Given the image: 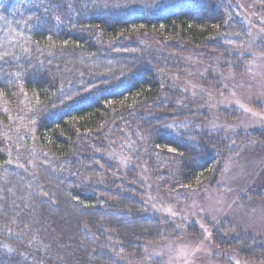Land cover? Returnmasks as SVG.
<instances>
[{
	"label": "trees",
	"instance_id": "obj_1",
	"mask_svg": "<svg viewBox=\"0 0 264 264\" xmlns=\"http://www.w3.org/2000/svg\"><path fill=\"white\" fill-rule=\"evenodd\" d=\"M248 36L234 0H0V264H120L116 250L161 242L148 174L161 194L200 192L235 150L170 75ZM221 230L219 246L264 263L261 240Z\"/></svg>",
	"mask_w": 264,
	"mask_h": 264
},
{
	"label": "rangeland",
	"instance_id": "obj_2",
	"mask_svg": "<svg viewBox=\"0 0 264 264\" xmlns=\"http://www.w3.org/2000/svg\"><path fill=\"white\" fill-rule=\"evenodd\" d=\"M162 1L112 0V7L129 10ZM234 1L248 38L240 45L228 38L227 57L215 51L182 54L184 70L170 78L190 97L202 100L199 110L208 114L204 127L235 150L215 187L189 195L161 194L147 173L146 212L170 224L161 242L145 244L143 258H137L139 251L125 256L116 250L117 263L264 264L219 246L212 235V226H219L230 237L241 231L264 243V0Z\"/></svg>",
	"mask_w": 264,
	"mask_h": 264
}]
</instances>
